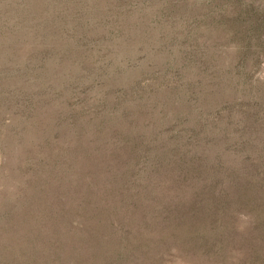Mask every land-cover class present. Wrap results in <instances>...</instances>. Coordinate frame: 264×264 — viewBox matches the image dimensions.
Returning a JSON list of instances; mask_svg holds the SVG:
<instances>
[{
	"label": "rangeland",
	"instance_id": "1",
	"mask_svg": "<svg viewBox=\"0 0 264 264\" xmlns=\"http://www.w3.org/2000/svg\"><path fill=\"white\" fill-rule=\"evenodd\" d=\"M0 264H264V0H0Z\"/></svg>",
	"mask_w": 264,
	"mask_h": 264
}]
</instances>
